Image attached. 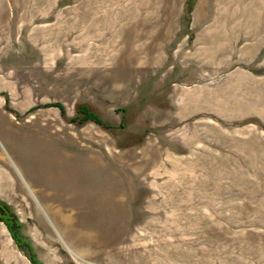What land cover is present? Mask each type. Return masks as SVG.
Here are the masks:
<instances>
[{"label": "rangeland", "instance_id": "1", "mask_svg": "<svg viewBox=\"0 0 264 264\" xmlns=\"http://www.w3.org/2000/svg\"><path fill=\"white\" fill-rule=\"evenodd\" d=\"M0 105V264H264V0H0Z\"/></svg>", "mask_w": 264, "mask_h": 264}, {"label": "trees", "instance_id": "2", "mask_svg": "<svg viewBox=\"0 0 264 264\" xmlns=\"http://www.w3.org/2000/svg\"><path fill=\"white\" fill-rule=\"evenodd\" d=\"M186 3H187V1H186ZM191 8L192 7H190L189 9H191ZM78 113L81 114L83 120L89 119V120H92L98 124H101V122H102L100 117L97 114H95L93 111H91L87 105H82L81 107H79ZM0 209L1 210L2 209L7 210L9 212L8 207L3 202H0ZM0 219H2L6 223L8 229L10 231L11 236L14 238V240L17 242V244L19 246H26L27 248H30V244L28 242L22 241L19 238L18 232H19L20 224L14 216H12V215H9V216L6 215L4 217L0 216ZM30 260H31L32 264H43L41 261L37 260L35 258V255L32 253L30 254Z\"/></svg>", "mask_w": 264, "mask_h": 264}, {"label": "bare ground", "instance_id": "3", "mask_svg": "<svg viewBox=\"0 0 264 264\" xmlns=\"http://www.w3.org/2000/svg\"><path fill=\"white\" fill-rule=\"evenodd\" d=\"M64 221H65L66 224H69L70 223L69 218L64 217Z\"/></svg>", "mask_w": 264, "mask_h": 264}, {"label": "crops", "instance_id": "4", "mask_svg": "<svg viewBox=\"0 0 264 264\" xmlns=\"http://www.w3.org/2000/svg\"><path fill=\"white\" fill-rule=\"evenodd\" d=\"M1 106V105H0Z\"/></svg>", "mask_w": 264, "mask_h": 264}]
</instances>
